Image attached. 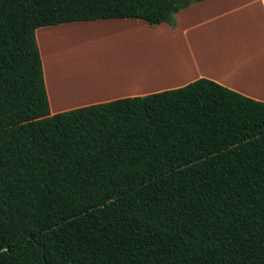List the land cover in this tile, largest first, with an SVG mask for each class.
<instances>
[{
	"label": "trees",
	"instance_id": "obj_1",
	"mask_svg": "<svg viewBox=\"0 0 264 264\" xmlns=\"http://www.w3.org/2000/svg\"><path fill=\"white\" fill-rule=\"evenodd\" d=\"M202 1L0 0V264H264V103L202 78L49 110L37 29Z\"/></svg>",
	"mask_w": 264,
	"mask_h": 264
},
{
	"label": "crops",
	"instance_id": "obj_2",
	"mask_svg": "<svg viewBox=\"0 0 264 264\" xmlns=\"http://www.w3.org/2000/svg\"><path fill=\"white\" fill-rule=\"evenodd\" d=\"M175 19L174 28L166 23L152 27L142 20L105 19L47 26L42 29L43 34L37 29L51 115L177 89L202 78L264 103V0H204L179 12ZM116 26H123L124 30L109 31ZM139 29L148 33L141 38L149 44L162 42L165 55L174 51L177 57L168 61L166 57L161 58L160 52L154 55L153 51L147 61L139 60L136 69L133 59L128 71L114 69L103 76L89 75L84 67L89 61L77 58V54L66 56L73 66L64 71L55 68L54 53H63V50L56 51L59 47L49 51L42 43L51 33L63 30L71 33L101 30L100 37L104 39L133 33L130 56L135 57V32ZM106 53H109L106 58L114 59L113 54ZM89 56L91 60L95 58L92 54ZM164 62L169 72L149 76L151 66Z\"/></svg>",
	"mask_w": 264,
	"mask_h": 264
},
{
	"label": "rangeland",
	"instance_id": "obj_3",
	"mask_svg": "<svg viewBox=\"0 0 264 264\" xmlns=\"http://www.w3.org/2000/svg\"><path fill=\"white\" fill-rule=\"evenodd\" d=\"M43 28L45 27L39 28L37 31L41 30L39 33L43 34L42 31ZM123 30H124L123 26H116L113 30H109V31L122 32ZM139 32H135V51H134L135 57H133V55L130 56L131 54L130 48L131 45L133 44L132 42L133 33L132 34L125 33L124 35L117 36L116 38H106V39L101 37L97 38L96 34L92 33L85 37H80L78 35H75L68 42L58 43L60 50H56V51L63 50L62 51L63 53L61 52L54 53L55 57L53 58V60L51 59L53 61L52 63L54 64L55 68H61V71H64L66 68H69L70 66L74 65V64L71 65L72 64L71 59L66 58L67 55L68 56L73 54H77L79 56L86 55L85 57L82 58L83 60L87 59L86 61H89L87 64H84V67L86 68V72H87L86 74L92 75L94 73H97L100 76H103L106 72H107L106 74L112 73L114 69H117V71L119 72L120 71L123 72L126 69L128 71V69L132 68L133 64L131 65V60L133 59L135 60V69H136V67H138L140 63L139 60L147 61V59L151 57L150 53L153 51H154V55L160 52L161 58L166 57V60L168 61H172L174 57H177V54L174 51H168L165 55V49L163 48L162 42L156 43L155 45H153L152 43L149 44L147 40L141 38V37H146L148 33L142 29H139ZM117 34L118 33H116V35ZM99 36H102V33ZM36 42H37V36H36ZM107 51L113 54L112 57L114 59L106 58L107 54H109L106 53ZM91 54L95 56L93 60H91L89 56ZM161 58H153V59L156 60ZM124 62L126 63L124 64ZM64 64L66 65L64 66ZM164 65L165 62L158 65L154 64V67L164 66Z\"/></svg>",
	"mask_w": 264,
	"mask_h": 264
},
{
	"label": "bare ground",
	"instance_id": "obj_4",
	"mask_svg": "<svg viewBox=\"0 0 264 264\" xmlns=\"http://www.w3.org/2000/svg\"><path fill=\"white\" fill-rule=\"evenodd\" d=\"M92 33L96 34V37L99 38L100 37L99 35H100V33H102V31L101 30H98L96 32H93V31H86V32L76 31L75 33H71L69 31L63 30V32L60 31V32L51 33L48 36V38L46 40H44L42 43H43L44 47L49 49V51H53L55 48H59L58 43L68 42L71 40V38L74 35H78L80 37H85V36H88L89 34H92ZM53 41H54V43H53ZM83 57H84V55H80V56L78 55L77 56V58H81V59ZM167 67H168V65H166V64L164 66H158V67H154V65H153L149 68V71L151 72L149 74V76H157L158 77L159 74H166L170 70V68H167Z\"/></svg>",
	"mask_w": 264,
	"mask_h": 264
}]
</instances>
